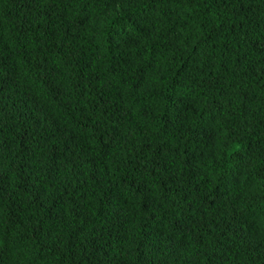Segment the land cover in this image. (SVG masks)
Here are the masks:
<instances>
[{
	"label": "trees",
	"instance_id": "obj_1",
	"mask_svg": "<svg viewBox=\"0 0 264 264\" xmlns=\"http://www.w3.org/2000/svg\"><path fill=\"white\" fill-rule=\"evenodd\" d=\"M0 264H264V0H0Z\"/></svg>",
	"mask_w": 264,
	"mask_h": 264
}]
</instances>
